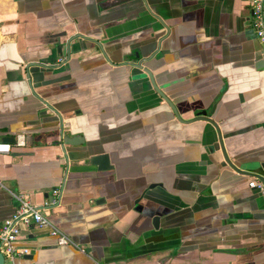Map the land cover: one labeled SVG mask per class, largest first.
Segmentation results:
<instances>
[{"label":"crops","instance_id":"crops-1","mask_svg":"<svg viewBox=\"0 0 264 264\" xmlns=\"http://www.w3.org/2000/svg\"><path fill=\"white\" fill-rule=\"evenodd\" d=\"M248 2L0 0V142L25 141L0 154V228L22 194L73 242L24 229L17 246L36 251L9 264H264V199L248 187L264 175V67ZM204 108L250 174L192 122ZM101 154L111 169L87 164Z\"/></svg>","mask_w":264,"mask_h":264},{"label":"built area","instance_id":"built-area-1","mask_svg":"<svg viewBox=\"0 0 264 264\" xmlns=\"http://www.w3.org/2000/svg\"><path fill=\"white\" fill-rule=\"evenodd\" d=\"M250 24L254 37L261 45V53L264 57V0H249ZM24 147L25 141L23 135H18L13 144L0 142V154H8L11 147ZM264 177V176H263ZM248 187L257 191L264 199V183L256 177L249 179ZM60 189L52 191V204H55V197L59 196ZM17 202L14 214L2 223L0 228V253L4 259L13 260L16 257H24L29 254L27 247H19L17 243L21 238L24 229L32 227L49 229L51 236L57 239L59 246L73 244L70 238L55 227L51 221L43 214L42 210L32 204L27 195L12 194ZM85 253L84 249H79Z\"/></svg>","mask_w":264,"mask_h":264},{"label":"water","instance_id":"water-1","mask_svg":"<svg viewBox=\"0 0 264 264\" xmlns=\"http://www.w3.org/2000/svg\"><path fill=\"white\" fill-rule=\"evenodd\" d=\"M248 4H249V2H248ZM248 33L251 34L254 37L252 30L249 31ZM96 45L98 47H100L98 44H96ZM59 50H60V48H58V51ZM256 62H257L255 64V68L256 69H259V68H263L264 67V57H263V55L261 53V48L259 50V59ZM137 68H141L142 72L140 74H142V76L146 77L149 80V82H150L151 86L153 87L154 91L156 93H158V95L161 97V99H163L169 105V107H171L174 115H176V117L179 118L177 116V113H176L175 108L173 107L172 103L162 93V91H160L161 89H158L157 88V86L155 84V81H154V79H153V77L151 75V72L149 70L143 69V67H141L140 65H138ZM213 107H214V105H213ZM210 113H212V112H210ZM195 121H205V122H208L215 129L216 135H217V141H218V143H217L218 150H220L219 152L221 153V156L223 158L224 163L231 170H234V171H237V172H242L244 174H250V173H245L246 171H240L241 170V169H239L240 167H237L229 159V156L226 154V150L224 148V144H223V141H222V135H221V133L219 131V127L217 126V124L212 119H209L208 112L205 110V108L203 110L199 111L198 113H196V117L192 120V122H195ZM13 142H14V140L13 139H9V138L4 139V141H3V143H5V144H13ZM63 142H64L65 145H73L74 144V141L72 139H69V138L64 139ZM208 148H209V151L211 153L215 152V147L213 145L210 146V147H208ZM87 164L88 165H91V166L97 167V170L98 171H105V170H109V169L112 168L111 165H110L109 157L106 154L90 156L89 159H88V163ZM253 176H255L257 179H259L261 182L264 183V177H263L264 175L263 176L262 175H253ZM251 190H253V189H251ZM48 196L49 195L47 193L44 195V197H48ZM50 198H51V200L53 199V197H50ZM15 205L17 206V202L15 203ZM28 249H29V254L28 255H25L24 257L27 258V259H31L32 255L35 253L36 249L35 250L32 249V248H28ZM0 264H5V259H4L3 255L1 253H0Z\"/></svg>","mask_w":264,"mask_h":264},{"label":"flooded vegetation","instance_id":"flooded-vegetation-1","mask_svg":"<svg viewBox=\"0 0 264 264\" xmlns=\"http://www.w3.org/2000/svg\"><path fill=\"white\" fill-rule=\"evenodd\" d=\"M252 30V29H251ZM61 52V54H62V51H60ZM63 59H59V62L58 63H60V64H62L63 63ZM141 65V64H140ZM140 70H141V68H140ZM151 75H152V73H151ZM153 77V76H152ZM154 79V78H153ZM157 86V85H156ZM152 87V86H151ZM153 88V87H152ZM158 88V87H157ZM158 89H160V88H158ZM154 90V89H153ZM161 91V90H160ZM158 94V93H157ZM196 117V116H195ZM194 117V118H195ZM65 138H64V136L61 138V142H62V140H64ZM85 251V250H84Z\"/></svg>","mask_w":264,"mask_h":264},{"label":"rangeland","instance_id":"rangeland-1","mask_svg":"<svg viewBox=\"0 0 264 264\" xmlns=\"http://www.w3.org/2000/svg\"><path fill=\"white\" fill-rule=\"evenodd\" d=\"M5 264H9V260H5Z\"/></svg>","mask_w":264,"mask_h":264}]
</instances>
